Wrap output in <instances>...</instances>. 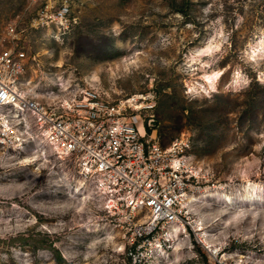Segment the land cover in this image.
<instances>
[{
    "label": "rangeland",
    "instance_id": "obj_1",
    "mask_svg": "<svg viewBox=\"0 0 264 264\" xmlns=\"http://www.w3.org/2000/svg\"><path fill=\"white\" fill-rule=\"evenodd\" d=\"M70 3L76 25L56 38L31 27L38 5L0 0V33L12 25L19 37L4 47L25 53L42 100L55 75L110 99L154 93L140 114L146 134L162 148L185 144L196 199L178 231L139 236L105 212L71 160L35 143L9 149L0 264H264V0Z\"/></svg>",
    "mask_w": 264,
    "mask_h": 264
},
{
    "label": "built area",
    "instance_id": "obj_2",
    "mask_svg": "<svg viewBox=\"0 0 264 264\" xmlns=\"http://www.w3.org/2000/svg\"><path fill=\"white\" fill-rule=\"evenodd\" d=\"M38 5L31 27L65 38L76 25L70 0H28ZM0 33V157L28 143L73 162L105 212L139 228L138 235L179 228L198 177L185 144L162 148L147 136L142 112H152V92L110 99L82 79L55 75L44 100L26 80L27 58L3 43L19 39L14 26ZM66 93V97L61 95ZM15 118V122H14ZM8 153V152H7Z\"/></svg>",
    "mask_w": 264,
    "mask_h": 264
},
{
    "label": "bare ground",
    "instance_id": "obj_3",
    "mask_svg": "<svg viewBox=\"0 0 264 264\" xmlns=\"http://www.w3.org/2000/svg\"><path fill=\"white\" fill-rule=\"evenodd\" d=\"M217 75L218 74H215V75H212V76H210V77H207V79L208 80H210V82L211 83H213L214 81H215V79L217 78ZM14 122H15V118H14ZM194 195V194H193ZM192 195V197H189V200H188V202H191V199H196V197L195 196H193ZM208 196H211V193H206V194H204V195H202L201 196V198H206V197H208ZM224 198L226 199V201H228V202H231L232 201V198L230 197V196H224ZM193 199V200H194ZM176 227H174V229H175ZM180 228V227H179ZM179 228H176L174 231H178L177 229H179Z\"/></svg>",
    "mask_w": 264,
    "mask_h": 264
},
{
    "label": "trees",
    "instance_id": "obj_4",
    "mask_svg": "<svg viewBox=\"0 0 264 264\" xmlns=\"http://www.w3.org/2000/svg\"><path fill=\"white\" fill-rule=\"evenodd\" d=\"M178 12H183V9L182 8H177L176 9Z\"/></svg>",
    "mask_w": 264,
    "mask_h": 264
}]
</instances>
